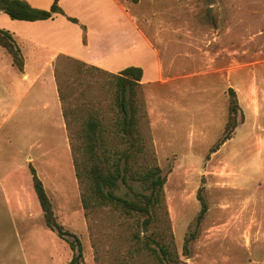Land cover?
<instances>
[{
  "label": "rangeland",
  "instance_id": "obj_1",
  "mask_svg": "<svg viewBox=\"0 0 264 264\" xmlns=\"http://www.w3.org/2000/svg\"><path fill=\"white\" fill-rule=\"evenodd\" d=\"M59 1L71 14L62 11L46 31L41 25L17 31L50 37L68 53L53 59V73L66 112L69 156L52 150L59 134L55 114L43 108L50 93L45 101L37 97L50 80L51 55L25 47L30 79L39 69L48 72L38 77L31 97L22 99L27 84L0 47V264H68L72 258L68 244L46 227L24 164L22 150L34 147L38 154L43 146L44 156L30 166L57 221L79 238L81 264H165L156 242L169 249V264H187L204 226L205 217L196 223L199 197L210 207L205 223L217 205L232 199V186L242 197L264 200V0ZM131 64L145 76L136 95L142 141L136 145L142 152L131 163L134 169L158 166L165 177L163 199L146 229L145 217L113 206L93 202L84 210L86 179L83 174L84 184L78 183L72 164L85 160L83 131L91 116L104 127L106 148L125 147L115 128L111 76ZM230 88L240 104L237 127L211 153L223 136ZM143 191L130 183L113 192L132 199Z\"/></svg>",
  "mask_w": 264,
  "mask_h": 264
},
{
  "label": "trees",
  "instance_id": "obj_2",
  "mask_svg": "<svg viewBox=\"0 0 264 264\" xmlns=\"http://www.w3.org/2000/svg\"><path fill=\"white\" fill-rule=\"evenodd\" d=\"M0 12H3L12 20L34 22L47 20L55 13H61V10L57 6V0L54 1L49 10L32 8L20 0H0ZM0 47L10 55L13 66L22 72L24 62L20 49L12 36L3 30H0ZM95 69L97 70V68ZM141 76L142 70L135 67L126 68L111 76L115 86L114 103L117 108L115 128L125 147L117 150L106 148L104 144V127L96 116H91L86 121L83 131L85 160L83 165H80L79 162L73 159V167L80 185L84 184L83 174L86 179L85 190L82 189L81 193V205L84 210H88L93 202L97 205L113 206L127 215L145 217L142 226L143 229H146L147 225L153 222V212L163 199L165 177L162 176V171L158 166H142L134 169L135 165L133 166V163H131L137 154L142 152V146H140L142 141L137 131L139 108L136 104L137 88L140 86ZM56 83L61 102L57 80ZM228 96L227 120L223 136L219 144L211 149V153L217 152L222 144L231 139L237 127L236 117L240 109L235 91L231 88L228 89ZM62 115L66 125V112L64 110H62ZM137 142H140L138 146L136 145ZM29 168L33 188L46 227L68 244L72 251V258L68 264H81L83 255L79 238L75 234L66 231L57 221L41 180L37 177L33 167L29 166ZM130 183L140 184L144 191L136 193L132 199L117 196L113 192L120 185L129 186ZM198 200L201 209L196 219L197 225L201 223L207 211L205 200L200 197ZM156 245L161 254V260L165 261V264H169L171 260L174 262V258L166 245L159 242H156Z\"/></svg>",
  "mask_w": 264,
  "mask_h": 264
},
{
  "label": "crops",
  "instance_id": "obj_3",
  "mask_svg": "<svg viewBox=\"0 0 264 264\" xmlns=\"http://www.w3.org/2000/svg\"><path fill=\"white\" fill-rule=\"evenodd\" d=\"M20 1L27 3L29 6L35 9L49 10L55 0H53L50 5L45 7L37 5L39 0ZM57 6L61 10V13H55L47 20L34 22L12 20L3 12H0V22L4 23L3 26L0 25V30L8 31V33L11 34L18 43L20 42L17 46L19 47L24 60L23 71L20 72L22 77L21 81L27 84V88H25V91L21 95L22 99L31 97L32 87L34 86V83L37 81L38 77H41L48 72L47 71L44 73V69L41 71L39 69L36 72L37 77L30 79L27 64L28 59L25 57L26 55L24 51L25 47H28L33 51L37 50L36 52H38L39 55H51L49 62L47 63V67H49L50 80L45 82V88L37 92V97H39V100L43 99V101H45L46 91L50 93V101H52V105L49 103L50 101H45L46 103L43 105V108H45L44 111L50 113V115L55 114L56 117L54 119L57 121V130L59 134L57 139L54 137L57 141L55 140L53 142L55 146H52V150L58 152L65 151L66 155L69 156V141L67 138L61 102L58 96L57 85L53 73V59L57 55H64L68 53L64 51V48H62L61 45H59L60 43H56L50 37L43 36L40 38V35L36 36L35 34L17 31L18 28L29 29V27L40 25L41 27L44 26L46 29L43 31H46L48 30L47 26H49V24L61 19L62 11H64L66 15L71 14L65 11V6L62 1L57 0ZM77 14L81 15L82 12ZM77 19L80 21L81 17L77 16ZM9 20L15 23H10ZM71 21L77 22V20L74 18L71 19ZM129 67L140 68L142 70V68L136 64L125 66L122 70ZM144 77L143 70L141 80L139 82L140 84ZM257 109L260 111V106L257 107ZM34 128L37 129V126L35 125ZM35 142L39 151V144L41 141L36 140ZM43 144L45 145V143ZM33 151L34 147L29 148L28 150H22L24 164L30 166L35 162V160H39L42 156H44L45 146H43L41 153L39 152L36 154V152L33 153ZM227 186L228 184L224 187L226 188ZM232 187V199L225 200L217 205L218 207L215 211L214 217L206 223L205 221L207 220L208 214L210 212V207L208 201H205L207 204V211L204 216V226H202L203 228L201 229V234H199L194 243V248L196 251L195 253L191 254L189 259H187V264H264V200L261 198L251 199L249 197H242L243 194L241 193L240 188L234 186ZM216 198L218 199V197L210 196L211 202H216ZM219 215L221 217L216 218V216Z\"/></svg>",
  "mask_w": 264,
  "mask_h": 264
}]
</instances>
